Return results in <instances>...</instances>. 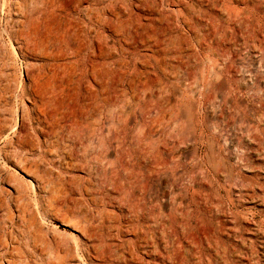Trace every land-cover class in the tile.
I'll list each match as a JSON object with an SVG mask.
<instances>
[{
    "label": "rangeland",
    "instance_id": "1",
    "mask_svg": "<svg viewBox=\"0 0 264 264\" xmlns=\"http://www.w3.org/2000/svg\"><path fill=\"white\" fill-rule=\"evenodd\" d=\"M180 245L264 264V0H0V264Z\"/></svg>",
    "mask_w": 264,
    "mask_h": 264
},
{
    "label": "bare ground",
    "instance_id": "2",
    "mask_svg": "<svg viewBox=\"0 0 264 264\" xmlns=\"http://www.w3.org/2000/svg\"><path fill=\"white\" fill-rule=\"evenodd\" d=\"M238 12V11H237ZM236 14V13H235ZM47 96V95H46ZM45 95L41 97V104L45 105V102H48V98ZM40 98V97H39ZM157 226V225H156ZM159 226V225H158ZM157 226V227H158ZM161 227V226H160ZM150 229V228H148ZM152 230V229H151ZM156 231V229H155ZM143 236V235H142ZM151 237V235H150ZM144 238V237H143ZM145 241V240H143ZM165 246V245H164ZM168 247V246H167ZM171 247V246H170ZM173 250V249H172ZM180 250V252L178 251ZM178 250L172 251L174 254L171 255L172 260H170V264H195L196 262H193V254H191L190 250H184L185 252H182L181 245L179 246ZM167 252V251H166ZM166 257V256H165ZM164 257V258H165ZM168 259V257H167ZM164 261V260H163ZM198 264V263H197Z\"/></svg>",
    "mask_w": 264,
    "mask_h": 264
}]
</instances>
